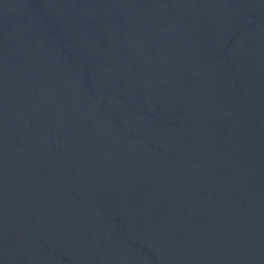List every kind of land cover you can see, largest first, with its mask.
<instances>
[{
    "label": "water",
    "instance_id": "95a60500",
    "mask_svg": "<svg viewBox=\"0 0 264 264\" xmlns=\"http://www.w3.org/2000/svg\"><path fill=\"white\" fill-rule=\"evenodd\" d=\"M0 264H264V0H0Z\"/></svg>",
    "mask_w": 264,
    "mask_h": 264
}]
</instances>
